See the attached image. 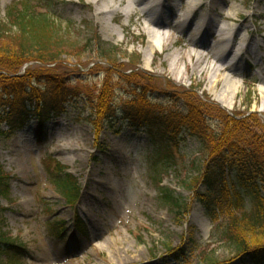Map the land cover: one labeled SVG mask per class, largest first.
<instances>
[{"label": "rangeland", "instance_id": "rangeland-1", "mask_svg": "<svg viewBox=\"0 0 264 264\" xmlns=\"http://www.w3.org/2000/svg\"><path fill=\"white\" fill-rule=\"evenodd\" d=\"M29 1L35 4L38 0ZM56 1V12L71 45L79 43V53L66 48L62 63L46 65L56 83L34 82L31 87L40 93L47 94L56 87L58 91L75 89L96 98L105 95L107 85L112 83L110 105L114 109L143 104L167 113L183 112L184 105L193 103L185 92L197 91L202 100L209 99L230 117L257 114L264 124V0H192L203 4L202 14L210 13L216 19L210 27L199 30L196 49L200 50V45L204 50L216 48V36L210 32L213 24L215 30L225 25L240 30L235 44L245 47L239 62L243 70L226 73L239 86L234 96L226 88L230 82L226 85L221 81L211 90L207 75L193 73V61L188 56L178 66H171L174 53L184 54L186 48L196 46L188 42L195 19L182 32L173 33L174 44L168 47L152 39L157 47L151 50L150 35L144 31L146 16H141L138 9L126 14L129 0ZM108 2L115 3L119 11L102 15L101 8ZM15 3L23 7L27 2L0 0V25L8 29L7 7ZM185 6L182 2L179 8L184 10ZM159 9L163 13L157 29L173 32L178 7L163 3ZM234 10L237 15L233 19H222L223 13ZM93 27L103 42L117 47L115 66L87 47ZM234 51L225 64L233 62ZM25 69L27 65L20 72ZM172 95L183 100L176 102ZM224 97L232 110L218 101ZM72 103L67 104L64 115L44 119L32 113L22 116L17 128L0 140V163L8 190L7 196L0 197V231L27 249L18 264H205L207 256L238 264L232 260V253L215 242L214 224L195 201V193L183 188L185 180L191 182L196 176L194 162L199 150L195 141L187 139L176 158V167H156L162 185L190 204V213L182 218L159 201L157 184L151 179L156 174L154 163H147L152 143L127 123L119 134L100 124L94 127L86 121L94 113L93 104L79 100ZM40 124L44 125L43 136L39 134ZM61 177H69L80 187V197L72 205L56 189ZM76 218L82 219L87 234L75 229ZM60 223L66 226L67 234L56 238ZM173 252L183 254L186 261H176ZM4 264L11 263L4 259Z\"/></svg>", "mask_w": 264, "mask_h": 264}, {"label": "trees", "instance_id": "trees-1", "mask_svg": "<svg viewBox=\"0 0 264 264\" xmlns=\"http://www.w3.org/2000/svg\"><path fill=\"white\" fill-rule=\"evenodd\" d=\"M26 2L23 7H19L18 3L7 7L10 29L0 25V139L5 135L2 125L9 126L12 131L19 114L35 110L40 118L54 113L63 115L67 114V104L78 100L89 101L93 104L94 113L86 121L94 127L100 124L104 129L119 134L121 127L127 123L136 133L142 131L146 134L153 145L147 163H154L152 167L156 174L151 179L157 184L159 201L172 214L182 218L190 213V204L176 191L160 184L161 173L156 167H176V158L187 144V139L195 141L199 150L194 162L196 176L191 182L185 180L183 188L195 193V201L214 224L212 235L215 242L221 243L235 258H239V264H264L262 118L257 114L230 117L209 99L202 100L197 91L185 92V96L193 98V103L184 105L183 112L171 110L167 113H159L143 104L114 109L110 105L112 83L107 85L105 95L96 98L75 89L58 91L56 87L47 94L40 93L31 87L34 82L56 83L54 76L45 69L46 65L62 63L66 48L79 53L80 45L77 42L71 45L68 32L56 12V0H38L37 4H31L29 0ZM88 41L87 47L97 57L107 59L111 66H115L117 47L103 42L95 27ZM24 65L28 66L27 69L20 72ZM171 98L179 103L183 100L174 95ZM58 181L56 189L66 197L64 199L68 204L75 203L80 190L77 184H73L69 177H61ZM5 186V175L0 165V197L7 196ZM77 220L78 230L87 234L82 219ZM56 229L59 232L55 237L60 238L66 226L60 223ZM24 255H27V249L0 231L1 264H4V259L18 264ZM207 257L203 259L205 264L226 263L212 256ZM172 258L186 261V257L179 252H173Z\"/></svg>", "mask_w": 264, "mask_h": 264}, {"label": "bare ground", "instance_id": "bare-ground-1", "mask_svg": "<svg viewBox=\"0 0 264 264\" xmlns=\"http://www.w3.org/2000/svg\"><path fill=\"white\" fill-rule=\"evenodd\" d=\"M100 1V0H99ZM130 2L126 8H125V13L129 14L132 12L134 9H138L139 13L141 16H146L145 20V26H144V31L147 32V34L150 35L151 40L148 41V48L151 50L156 49V45L152 41V39H155L156 41L159 40L160 44L163 46L172 45L174 44V39L175 35L173 33L177 32L180 30L182 32L190 23L195 19V28L191 32V37L188 40L190 43L196 44L194 48L187 49L184 54L181 53H174L175 55L172 65L173 67L178 66L180 63L181 59H184L185 57L191 58V61H193V73H198V74H204L208 76V79L211 83L212 89H216L217 86H219V83L225 82L224 84H229L228 82L231 83V86L226 87L230 88L228 93L231 95H236L239 91V86L235 82H232V77L230 74H237L243 70V67L240 66V61L245 55V47H240V44H235L236 42V37L238 35V38L240 37V30L238 27H233L231 26L230 28L225 25V26H220L218 30L214 29V24L212 26V29H210V32H212V35L216 36L215 39V45L216 48H211V49H203V47L200 45L201 49H196L198 48L199 44H197V35H200L201 31L203 28L206 26L210 27V24L212 25V20L216 22L215 17H210V13L208 14H202L201 8L203 6L202 3H197L192 0H129ZM134 1L132 4L131 2ZM182 2L185 3V9L181 10L179 6L182 5ZM167 3V6H171V8H177L179 9V14L177 16L175 26L173 28V32L168 30L167 32H161L159 29H157V26H161V15L163 13L162 9H159L162 7V4ZM181 10V11H180ZM119 10L117 9V5L113 3L111 5L110 2L106 3L105 6H102L101 8V14L102 15H107V14H114L117 13ZM199 12V13H198ZM237 13V10H234L232 12L228 11L226 14H222L223 20L228 22L229 20L233 19ZM196 17V15H198ZM173 26V24H172ZM200 30V32H199ZM199 32V33H197ZM198 45V46H197ZM259 44H257V48H259ZM235 50V51H234ZM234 51V58L233 62L230 64H225L227 56L230 54V52ZM253 55V54H252ZM251 55V56H252ZM214 59V62L210 60ZM229 72L230 74H226ZM183 80V77L181 80L179 78H176V82H180ZM227 91V90H226ZM264 94V91H262ZM223 99H219L218 101L222 104V106L228 108L229 110H232V104H227V102ZM75 160L72 162L74 163Z\"/></svg>", "mask_w": 264, "mask_h": 264}]
</instances>
